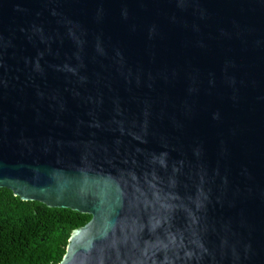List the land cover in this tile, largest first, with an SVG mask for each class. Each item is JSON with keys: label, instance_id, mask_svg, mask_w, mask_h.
I'll return each instance as SVG.
<instances>
[{"label": "water", "instance_id": "1", "mask_svg": "<svg viewBox=\"0 0 264 264\" xmlns=\"http://www.w3.org/2000/svg\"><path fill=\"white\" fill-rule=\"evenodd\" d=\"M1 188L57 264H264V0H0Z\"/></svg>", "mask_w": 264, "mask_h": 264}, {"label": "trees", "instance_id": "2", "mask_svg": "<svg viewBox=\"0 0 264 264\" xmlns=\"http://www.w3.org/2000/svg\"><path fill=\"white\" fill-rule=\"evenodd\" d=\"M88 215L20 201L0 189V264H57L72 229Z\"/></svg>", "mask_w": 264, "mask_h": 264}]
</instances>
